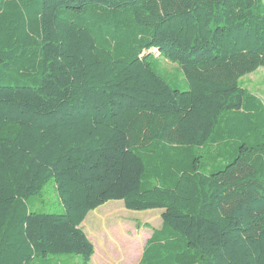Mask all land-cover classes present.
<instances>
[{
    "label": "trees",
    "instance_id": "obj_1",
    "mask_svg": "<svg viewBox=\"0 0 264 264\" xmlns=\"http://www.w3.org/2000/svg\"><path fill=\"white\" fill-rule=\"evenodd\" d=\"M260 68L264 0H0V264H90L114 201L161 211L137 264H264ZM49 179L63 212H29Z\"/></svg>",
    "mask_w": 264,
    "mask_h": 264
},
{
    "label": "rangeland",
    "instance_id": "obj_2",
    "mask_svg": "<svg viewBox=\"0 0 264 264\" xmlns=\"http://www.w3.org/2000/svg\"><path fill=\"white\" fill-rule=\"evenodd\" d=\"M151 53L155 56L149 59L151 67L159 73L156 70V65H159L166 72L161 73L166 83L173 89L184 91L186 83L180 71L175 69L176 66L157 57L155 51ZM261 73L264 74L263 68L244 76L239 83L264 103V78ZM27 208L29 212L35 213L63 212L52 179L37 195L27 200ZM160 214V210L128 211L121 201H114L89 212L81 227L97 251L103 254V264H135V256L145 246L152 232L160 230ZM40 259L36 258L33 264H40ZM44 260L47 264H81V258L75 255H49ZM90 264L93 262L90 261Z\"/></svg>",
    "mask_w": 264,
    "mask_h": 264
},
{
    "label": "crops",
    "instance_id": "obj_3",
    "mask_svg": "<svg viewBox=\"0 0 264 264\" xmlns=\"http://www.w3.org/2000/svg\"><path fill=\"white\" fill-rule=\"evenodd\" d=\"M263 76H262V78H264V74L263 73H261ZM261 100V99H260ZM262 101V100H261ZM262 103H263V101H262ZM264 104V103H263ZM86 234V233H85ZM87 236V235H86ZM91 242V241H90ZM92 243V242H91ZM92 245H93V247H94V253H93V256L91 257V261L93 262V264H97L98 262L100 263V264H103V261H102V259H103V254H100L99 253V251H97V248H96V246H95V244L94 243H92ZM102 250H103V248H102ZM142 250H143V248L140 250V252H138V254H137V256H135V258H136V263L135 264H137L138 262H139V259H140V256H141V252H142Z\"/></svg>",
    "mask_w": 264,
    "mask_h": 264
}]
</instances>
